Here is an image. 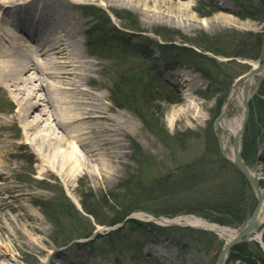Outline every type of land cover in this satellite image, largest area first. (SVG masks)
I'll return each instance as SVG.
<instances>
[{"label": "rangeland", "instance_id": "374dc122", "mask_svg": "<svg viewBox=\"0 0 264 264\" xmlns=\"http://www.w3.org/2000/svg\"><path fill=\"white\" fill-rule=\"evenodd\" d=\"M102 1L81 0L76 13L85 19L80 39L94 61L92 87L101 83L105 103L134 121L133 134L123 137L124 156L108 168L117 173L101 181L95 172L83 175L78 170L66 186L57 176L40 174L38 161L26 148L17 149V156L10 158L15 164L11 181L38 197L12 201L1 184L0 197L7 205L0 224L12 235L10 220L15 222L18 211L23 212L17 204H24L43 223L44 242L25 241L26 251H15L23 260L18 264H45L52 253L58 264L67 257L81 259V264H214L224 240L214 234L213 240L200 239L178 224L158 227L135 214L195 216L217 223L213 218L220 215L202 212L197 205L228 191L240 201L236 217L225 219L231 225L217 224L239 232L251 217L257 196L228 160L232 140L223 148L227 158L222 154L224 133L217 122L234 85L252 72L253 63L264 60V0H227L229 11L218 0H166L164 12L176 16L156 14L161 16L158 22L143 11L152 10L157 1L151 0L148 8L140 0H109V5ZM115 25L126 29L115 30ZM247 106L241 157L248 169L264 168V77ZM237 107L232 101L230 116H236ZM11 112V104L0 97L2 122ZM258 192L264 200L259 185ZM82 194L95 205L98 219L107 223L83 210ZM125 211L135 220L124 218ZM121 217L124 224L118 223ZM259 228V239L249 233L236 244L256 257L255 264H264V223ZM227 258L223 264H243L228 263Z\"/></svg>", "mask_w": 264, "mask_h": 264}, {"label": "bare ground", "instance_id": "6f19581e", "mask_svg": "<svg viewBox=\"0 0 264 264\" xmlns=\"http://www.w3.org/2000/svg\"><path fill=\"white\" fill-rule=\"evenodd\" d=\"M80 1L0 0V97L12 106L11 114L5 115L8 117L6 123L0 117V185H5L0 190L3 188L15 202H19L20 198L38 197L32 189L15 186L11 181L9 173L15 164H11L10 158L17 156L15 150L26 148L28 156L38 161L40 174L57 176L66 186L65 182L75 179L78 170L83 175L95 172L96 178L106 181L117 173L116 168L108 171L110 164H118L125 154L123 137L134 132V121L117 111L112 104L105 103L108 101L104 99L101 83L92 87L95 67L80 39L85 25V19L76 13ZM150 1L139 2L148 8ZM154 1L158 4L155 2L152 10H143L146 14L147 11L153 14L150 17L152 20L158 22L161 17L158 15L176 16L164 12L166 0ZM185 1L188 4L191 2ZM218 1L225 11H229L227 0ZM102 2L110 4L109 0ZM190 18L181 19L193 21ZM252 66V73L246 74L247 77L234 85L228 104L217 122L224 133L221 137L223 148L235 138L236 144L231 145V157L234 156V148L238 150L242 146L239 140L246 117L245 98H250L264 77L258 80V75L264 74V60ZM232 101L238 105L233 117L229 113ZM10 128L15 129L12 131ZM263 169H248L261 192L264 190L260 186V180L264 182ZM6 205L7 200L0 197V214ZM259 206L256 226L250 235L264 223L263 199ZM15 208L23 212L20 214L18 211L15 222L10 220L12 235L0 224V264L23 261L15 251L25 252V241L44 242L43 223L34 213L27 212L24 204H17ZM135 215L145 216L142 219L153 217L141 213ZM157 222L166 226L178 224L182 230L191 226L193 230L214 234L225 242L237 234L226 226L195 216L164 217ZM4 230L9 233L7 238L10 239L5 237ZM15 234L24 242H19ZM260 235V232H255L252 236L259 239ZM40 253L43 254L42 251ZM55 255L52 253L47 257L45 264H58ZM81 261L67 257L61 263L81 264ZM84 263L105 264L100 261Z\"/></svg>", "mask_w": 264, "mask_h": 264}, {"label": "trees", "instance_id": "16d2710c", "mask_svg": "<svg viewBox=\"0 0 264 264\" xmlns=\"http://www.w3.org/2000/svg\"><path fill=\"white\" fill-rule=\"evenodd\" d=\"M132 28H134V27H132ZM208 51H210V50H208ZM145 85L148 86V84H145ZM148 87H151V85L148 86ZM148 90H150V88ZM82 198H84V200H83L84 202L80 201V204H81L83 210L86 211V213L90 214L91 216L95 217L96 220L98 222H100L101 224L107 223V222H104V221H100L98 219V216H97L98 214L95 212V205H93V204L91 205L90 203H88L90 200L85 195H83ZM112 198H113L112 200L117 199V198H114V197H112ZM215 198L216 199H213V201L212 200H207V202H206V200H201V202H199L198 205H197V206H200L199 210L202 211V212H205V209H207V210H209V212H211L213 214H218V215L221 216V218L220 219L213 218V220H216L217 223H219V224L231 225L232 223L229 224V222L227 220H225V219L230 218L231 216L234 217V215H235L234 213L236 212V209L238 208L236 202L240 203L239 199H237V196H236V194L234 192H230L229 193L228 191H224L223 193L219 194L218 197H215ZM90 207H92V208H90ZM242 210H243L242 208L239 209L238 210L239 213ZM191 211L194 212L195 210H191ZM163 212H165V211H163ZM122 213H124V218L127 215H129V212H127V211L122 212ZM165 213L169 214L168 212H165ZM156 214H158V213H156ZM156 214H154V215H156ZM235 217H236V215H235ZM122 219H123V217L120 218V221H118V223L121 222ZM131 222L134 223V221H131ZM109 224H111V223H109ZM184 231H186L188 233H193V234L195 233V234H197L198 238H200V239H203L204 236H207V238H210L211 240L216 238L213 234H210V233H207V232H204V231H197V230H193V229H190V228H185ZM234 252H237L239 255L238 256L233 255ZM260 253L262 254V252H260ZM252 257H254V256L252 254H250L248 252V250H245V246L236 244V245L233 246V248H231L230 255L227 258V262L230 263V262H233V261H236V260L237 261L241 260V262L243 264H255L254 259L256 257H254V259ZM262 260L264 261V255L262 257Z\"/></svg>", "mask_w": 264, "mask_h": 264}, {"label": "water", "instance_id": "95a60500", "mask_svg": "<svg viewBox=\"0 0 264 264\" xmlns=\"http://www.w3.org/2000/svg\"><path fill=\"white\" fill-rule=\"evenodd\" d=\"M263 76H264V74L258 75V80L260 81ZM244 77H247V76H244ZM242 80L243 79L241 78L238 81H242ZM247 99L245 98V101H244V104L246 105L245 106V112H246L245 116L246 117H247V113H248ZM227 104H228V102H227ZM246 117L244 119V123H245ZM244 123H243V126H244ZM241 132L243 133V128L241 129ZM241 138L239 140L240 143H241ZM233 144H236L235 143V138L232 139V145ZM221 151H222V154L226 157V155L224 154L225 152H224L223 147H221ZM228 160L230 161V163L235 168L238 169V171L241 174H243L245 176V178L247 179L248 183L250 184V186L252 187L254 193L257 196L258 204H257L256 208L254 209V211L252 212L251 217L249 218L247 223L242 227V229L239 232H237V234L235 236H233L229 241H227V242L224 241L223 242V244H222V246H221V248H220V250L218 252V255L216 257V260H215L214 264H223L224 263V259L226 258L228 249L232 245L238 243L240 241V239H242L245 235L249 234L250 232H252L255 229L254 228L256 226L255 217H256V214H257V212L259 210L260 201L262 199L260 194H259V192H258V185L256 183V180H254L253 177L249 174L248 168L246 167V165H245V163H244V161H243V159L241 157V148H238V150H236V148H234V156H232L231 158H228ZM156 219L159 220V219H163V218L162 217H158ZM189 227H191V226H189Z\"/></svg>", "mask_w": 264, "mask_h": 264}]
</instances>
